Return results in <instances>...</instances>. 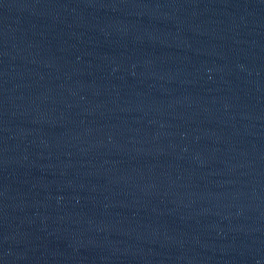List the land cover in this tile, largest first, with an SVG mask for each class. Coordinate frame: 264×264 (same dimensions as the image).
<instances>
[{"label":"water","instance_id":"1","mask_svg":"<svg viewBox=\"0 0 264 264\" xmlns=\"http://www.w3.org/2000/svg\"><path fill=\"white\" fill-rule=\"evenodd\" d=\"M0 264H264V0H0Z\"/></svg>","mask_w":264,"mask_h":264}]
</instances>
